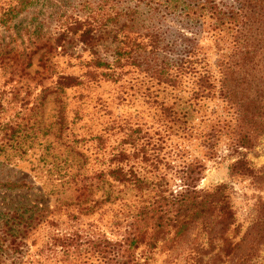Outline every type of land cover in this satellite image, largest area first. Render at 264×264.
Masks as SVG:
<instances>
[{
  "label": "rangeland",
  "instance_id": "obj_1",
  "mask_svg": "<svg viewBox=\"0 0 264 264\" xmlns=\"http://www.w3.org/2000/svg\"><path fill=\"white\" fill-rule=\"evenodd\" d=\"M83 1L0 0V232L16 238L19 247L17 251L14 247L1 250L0 264H74V255L66 260L59 248L51 246L52 237L61 230L118 238V228L112 225L115 215L127 209L124 204L132 206L135 193L121 186L108 188L95 179L92 187H81H88V179L107 167L109 153L132 132L139 146H145L146 155L151 149L158 154L156 170L138 164L141 155L129 161L128 166L141 178H162L170 190L178 191L182 170L193 164L201 170L197 189L226 186L234 223L224 239L227 245L235 244L260 218L264 182L257 178L264 181V173L256 179L235 175L231 165L244 157L255 172L264 171V141L254 149L237 150L227 126L231 115L216 100H203L194 110L188 108L186 124L170 122L154 97L157 101L164 98L168 104L179 101V111V105L191 104L190 89L183 88L186 83L178 91L164 90L133 68L126 69L116 82L101 77L103 70L90 63L93 52L100 59H110L115 31L121 24L127 27L118 36L124 31L144 35L159 28L164 41L176 43L167 56L182 50L176 35H189V31L178 17L153 14L149 7L140 6L133 19L120 18L118 26H106L95 34L90 46L83 45L78 42L79 33L65 32L76 17L85 18ZM89 1L94 5L98 0ZM215 1L234 5L233 0ZM133 4L121 0L116 6L125 10ZM205 31L196 35V42L212 66L229 52L230 39L224 33ZM60 76L83 84L62 90L57 85ZM113 125L122 130L116 134L118 129L109 130ZM98 135L103 137L101 145ZM127 145L124 148L132 153L134 149ZM13 182L26 184L7 188ZM107 195L110 200L101 202ZM95 201L99 204L94 205ZM15 213L23 220L13 218ZM194 235L197 238L192 244L172 249L159 244L152 252L139 248L135 256L142 264H231L224 256L222 241L197 262L200 252L195 247L207 246L203 234L195 231ZM247 264H264V244Z\"/></svg>",
  "mask_w": 264,
  "mask_h": 264
},
{
  "label": "trees",
  "instance_id": "obj_2",
  "mask_svg": "<svg viewBox=\"0 0 264 264\" xmlns=\"http://www.w3.org/2000/svg\"><path fill=\"white\" fill-rule=\"evenodd\" d=\"M119 1L98 0L93 5L84 0L85 18L76 17L65 32L79 33L78 42L90 46L98 31L108 25L118 26L122 17L133 19L141 6L149 7L153 14L178 17L189 35L177 34L176 41L182 50L167 56L169 48L176 43L164 41L159 28H153L144 35L124 31L118 36L127 27L123 23L115 31L110 59H100L97 52H93L95 57L90 63L96 70H103L99 74L101 77L116 82L127 72L126 69L133 68L164 90L178 91L186 83L187 87L183 88L189 87L191 104L179 105V111L176 110L179 101L168 104L164 98L157 101V96L154 97V102L170 122L186 124L190 114L188 108L193 109L203 100H216L231 115L227 126L237 150H251L264 141V0H233L232 6L221 5L215 0H126L134 3V7L125 10L117 8ZM106 6L109 7L104 10ZM203 30L214 35L224 33L230 39L229 52L215 60L212 66L198 51L196 35ZM82 84L79 79L69 76L57 79L58 88L62 90ZM115 129H118L116 134L122 130L118 125L109 127V130ZM133 134L125 135L126 138L112 149L113 153H109L107 167L88 179V187H81V190L92 187L95 179L108 188L121 186L135 193L132 206L124 204L127 209L115 215L112 225L118 228L115 233L118 238L110 239L99 232L61 230L59 235L52 237L51 246L59 248L66 260L74 255V264H142L135 256L139 248L152 252L159 244H168L171 249L189 245L196 240L194 233L197 231L205 236L207 246L195 247L200 252L197 262H202V256L212 251L217 241H222L221 248L229 263H249L258 247L264 244V203L259 206L260 218L241 239L232 245L225 244L224 237L234 223L224 193L226 186L219 185L211 191L197 189L201 170L193 164L182 170L178 191L170 190L162 178H141L133 166H128L129 161L141 155L138 164L156 170L158 154L151 149L152 153L146 155L145 146L141 148ZM96 139L99 145L103 144L102 136L98 135ZM125 144L134 149L132 153L124 148ZM231 173L256 179L264 171L255 172L249 162L240 157L232 163ZM261 180L257 178V182H264ZM9 184L7 188L19 189L26 183ZM109 200L107 195L101 202ZM98 204L95 201L94 205ZM12 215L19 222L23 220L16 213ZM13 247L15 251L19 250L16 238L0 232V251Z\"/></svg>",
  "mask_w": 264,
  "mask_h": 264
}]
</instances>
